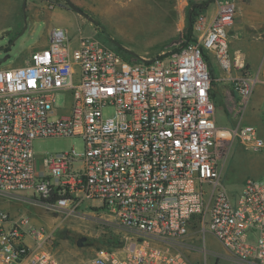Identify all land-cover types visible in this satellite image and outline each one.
I'll use <instances>...</instances> for the list:
<instances>
[{
	"label": "built area",
	"instance_id": "2783aa9c",
	"mask_svg": "<svg viewBox=\"0 0 264 264\" xmlns=\"http://www.w3.org/2000/svg\"><path fill=\"white\" fill-rule=\"evenodd\" d=\"M216 4L213 16L193 21L196 40L169 58H129L111 43L52 28L24 65L0 68V197L52 216L102 211L132 234L89 264H192L196 251L206 264V234L229 262L264 264V174L233 190L222 178L234 141L264 153V139L242 122L216 124L207 57L235 70L230 82L242 105L260 72L249 73L240 53L230 60L238 8L234 0ZM58 93L70 98L60 110ZM54 137L81 138L83 153L34 154L33 140ZM0 264L61 263L51 232L20 209H3Z\"/></svg>",
	"mask_w": 264,
	"mask_h": 264
},
{
	"label": "rangeland",
	"instance_id": "374dc122",
	"mask_svg": "<svg viewBox=\"0 0 264 264\" xmlns=\"http://www.w3.org/2000/svg\"><path fill=\"white\" fill-rule=\"evenodd\" d=\"M71 1L91 16L97 25L72 10H68L64 15L55 9L50 15L46 11V4L65 6L61 0H26L25 16L22 11L23 0H0V17L9 16L8 22L12 24L11 27L0 29V68L24 65L31 51L40 45L52 26L67 28L74 37L80 35L92 37L107 45L110 43L106 38L108 35L139 57L169 58L179 52L183 43L189 42L186 40L185 30L189 25L191 6L207 2L205 10L194 12L193 19L195 20L200 14L210 18L216 12V3L221 0ZM234 1L238 14L233 25L241 26L239 32H235L237 33V38L234 39L235 44L238 46L255 42L260 27L253 18L250 19L252 16L250 14H253L252 11L257 6L261 7L264 0ZM32 2H35L37 10L32 11ZM191 34L190 40H196L192 30ZM231 34L230 31V40ZM207 64L212 80L211 94L216 106V124L219 127H234L239 122L248 123L246 116L250 100L246 105H242L234 98L230 85L225 82L228 72L213 56L207 57ZM69 103V96L63 93L56 94L54 107L57 110L65 108ZM103 113L105 117H110L113 114V108L108 107ZM71 149H74L77 154L83 153L84 143L81 138H39L32 142L34 154L40 157ZM258 155L257 152L243 150L239 142L234 141L222 173L223 182L227 188L239 189L246 179L258 177L260 170L264 167L262 164L259 165ZM24 195L31 196V193L26 192ZM3 209L10 212H18L20 209L31 217L34 224L51 232L54 238V251L60 262L63 259L67 262L66 264H89L97 252L122 249L126 242L124 236L129 238L132 236L119 228L116 222L103 216L102 211L93 214L84 210L83 207L79 209L78 216H52L38 205L18 204L0 197V210ZM188 239L197 244L198 249L203 248V240L199 238V234L191 232ZM204 243L208 251L205 263L219 264L217 259L221 254L217 252H224L220 249L221 245L210 234H206ZM189 257L192 264H204L202 251L191 252Z\"/></svg>",
	"mask_w": 264,
	"mask_h": 264
},
{
	"label": "crops",
	"instance_id": "0c3cea01",
	"mask_svg": "<svg viewBox=\"0 0 264 264\" xmlns=\"http://www.w3.org/2000/svg\"><path fill=\"white\" fill-rule=\"evenodd\" d=\"M34 3L35 2L31 3L32 11L38 9V8L36 9V5ZM46 6H47L46 11L49 12L50 15H52V12L55 9L58 11H61V13H64V15L66 14V12L68 10H70V9H67L66 7H63V6H49L47 4H46ZM252 12H253V14L252 13L250 14V15H252V16H250V19L253 18L255 23L257 25H259V27H260L259 30L257 31L258 37L256 38L255 42L252 41L248 44L244 43V44L237 46V44H235V41H234V39L237 38V33H235V32L236 31L239 32V30L241 29V26H239V24L232 25V27L229 30V32L230 31L232 32L231 40L229 38V56L233 57V55L236 53L242 54V56L244 58L246 70L252 74L254 72H257V71L260 72L261 83L259 85H257V87H256V89H255V91H254V93H253V95L249 101L250 102L248 105L249 108H247L246 120L249 124L248 123H244V124L251 125L254 128H256L258 135L264 139V121H263L264 110H262V105H264V4H262L261 7H260V5L257 6ZM9 18L10 17L7 15L0 17V29L12 26V24L10 22H8L10 20ZM52 28H62V27L61 26H52L50 28V30ZM64 29H66L68 31V33L70 34V31L67 28H64ZM49 31L46 33V35L44 36V38L40 42V45H38L37 48L33 49L31 51V53L35 52L37 50H40L42 48H45L48 45ZM141 58H144V57H141ZM233 74H235V70L230 69V71L228 72V77L225 78V82H227V84H229L230 87H231L230 78H231V75H233ZM230 91H231L232 95L234 96V98L236 100H238L232 91V87H231ZM224 128H231V127H224ZM239 145L241 146V148L243 150H245L240 143H239ZM257 153H259V155H258L259 165L262 164L264 166V153H260V152H257ZM263 174H264V167H262V170H260V173H259L258 177H256V178L261 177ZM220 249L223 250L222 247H220ZM217 253L221 254L219 256L220 258L217 259L220 262L219 264H234V263L229 262L226 259L227 257L224 256V254H225L224 252L223 253L217 252ZM60 263L66 264L67 262L62 259Z\"/></svg>",
	"mask_w": 264,
	"mask_h": 264
},
{
	"label": "water",
	"instance_id": "95a60500",
	"mask_svg": "<svg viewBox=\"0 0 264 264\" xmlns=\"http://www.w3.org/2000/svg\"><path fill=\"white\" fill-rule=\"evenodd\" d=\"M61 1H63L70 10H72L73 12L77 13L78 15L84 17L86 20L97 25V23L94 21V19L91 16H89L86 12H84L79 7H77L71 0H61ZM25 7H26V0H23L22 11H23L24 16H25ZM106 38L110 41V43L113 46H115L117 49H119L123 53H125V54H127V55H129L135 59H141L136 53L124 48L121 44H119L118 42L111 39L108 35H106Z\"/></svg>",
	"mask_w": 264,
	"mask_h": 264
},
{
	"label": "trees",
	"instance_id": "16d2710c",
	"mask_svg": "<svg viewBox=\"0 0 264 264\" xmlns=\"http://www.w3.org/2000/svg\"><path fill=\"white\" fill-rule=\"evenodd\" d=\"M57 1H59V0H57ZM64 3V2H63ZM206 3L207 2H205V3H203V4H198V5H196V4H193L192 6H191V15H190V20H189V25L187 26V29L185 30V36H186V40H189V41H191L190 39H192V34H191V24L193 23V18H194V12L196 11V10H205V8H206ZM64 5L65 6H63V7H66L67 9H69L67 6H66V4L64 3ZM185 45V43H183L182 44V46H181V48L183 47ZM181 48H180V50H181ZM119 50V49H118ZM179 50V51H180ZM129 58H132V57H130L129 56Z\"/></svg>",
	"mask_w": 264,
	"mask_h": 264
}]
</instances>
